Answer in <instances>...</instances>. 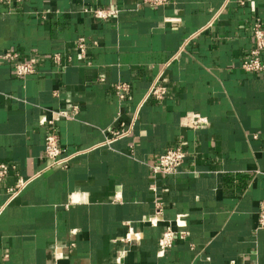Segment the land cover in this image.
I'll use <instances>...</instances> for the list:
<instances>
[{"label": "crops", "instance_id": "0c3cea01", "mask_svg": "<svg viewBox=\"0 0 264 264\" xmlns=\"http://www.w3.org/2000/svg\"><path fill=\"white\" fill-rule=\"evenodd\" d=\"M140 2L0 3V54L38 63L36 74L17 77L0 60V164L15 166L0 185V264H264V72L242 68L264 0ZM95 8L119 13L84 11ZM159 76L166 96L146 99ZM118 82L132 86L125 102ZM74 107L53 129L40 123ZM193 114L207 126L187 127ZM53 131L65 155L80 154L45 170ZM180 143L188 150L180 173L154 179L159 156ZM20 180L29 182L8 202ZM156 202L167 223L152 226ZM179 215L190 235L160 258L159 238ZM131 230L139 245L119 240Z\"/></svg>", "mask_w": 264, "mask_h": 264}, {"label": "built area", "instance_id": "2783aa9c", "mask_svg": "<svg viewBox=\"0 0 264 264\" xmlns=\"http://www.w3.org/2000/svg\"><path fill=\"white\" fill-rule=\"evenodd\" d=\"M27 0H0V3H22ZM171 0H141L139 6L148 5L151 7H161L170 4ZM138 6V7H139ZM86 13H91L94 17L98 19H108L115 18L118 16V9H84ZM252 37L254 40V45L248 52L246 57L243 59L242 68L249 74L263 73L264 72V60L262 55L264 53V25L261 21H256L251 27ZM96 44V42L94 43ZM77 49L79 53L85 57L88 46L85 38H79L77 41ZM0 60L7 61L10 63L14 74L17 77H26L29 75L36 74L38 72V63L35 58H30L27 61H23L17 53L5 52L0 54ZM53 61L61 66L62 56L60 54L53 55ZM70 61V59H68ZM162 76H159L154 80L151 88L148 92L146 99L154 98L156 100H162L167 94V88L163 85L161 81ZM115 95L120 102L127 101L132 86L127 82H118L113 85ZM78 107H74L73 111L60 110L53 111L51 117L48 119L46 116L41 117L40 123L46 125L53 129L56 122L63 119H73L78 113ZM208 124V120L198 114H193L189 121L187 122V127L193 129L205 128ZM128 132H114V138H119L126 135ZM113 139L109 140L112 141ZM80 154V152L74 153L72 155H65L64 150L59 141L58 135L53 131L48 134L45 142L44 157L48 160L45 170H51L54 168H67L70 162L75 156ZM188 156V150L183 143L177 144L173 147L167 148L166 151L159 156L157 162L152 166V176L154 179L163 176H173L180 173L183 164L185 163ZM15 169L14 165H9L7 163L0 164V185L8 177L10 172ZM28 180H20L18 184L10 188L8 191L9 198L8 202L15 200L22 190L26 187ZM151 189L154 193L157 192L155 184L152 185ZM148 222L152 226H157L159 223H167L164 217L163 205L156 202L155 213L148 218ZM175 227H173L172 222L164 229L158 241V257L162 258L166 255V252L170 250L177 239L185 240L190 235L187 228L186 215H179L173 222ZM258 224L260 229H264V201L259 205L258 211ZM126 246L139 245L141 242V236L139 233H135L131 230L125 237L119 239ZM127 255V251L119 252L118 258L122 259Z\"/></svg>", "mask_w": 264, "mask_h": 264}]
</instances>
